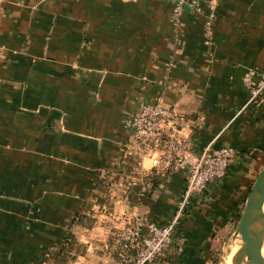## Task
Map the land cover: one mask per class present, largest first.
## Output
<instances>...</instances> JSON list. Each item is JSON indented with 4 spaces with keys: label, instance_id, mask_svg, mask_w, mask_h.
I'll list each match as a JSON object with an SVG mask.
<instances>
[{
    "label": "crops",
    "instance_id": "1",
    "mask_svg": "<svg viewBox=\"0 0 264 264\" xmlns=\"http://www.w3.org/2000/svg\"><path fill=\"white\" fill-rule=\"evenodd\" d=\"M173 9L172 0H0V264H118L112 232L127 217H169L183 172L153 186L146 158L134 183L122 157L135 106L159 97L184 113L197 151L238 152L223 180L192 197L167 263L211 264L215 236L239 221L264 168V97L250 103L243 82L248 69L264 72V0H218L212 18L201 0L178 28ZM68 233L74 255L55 258Z\"/></svg>",
    "mask_w": 264,
    "mask_h": 264
},
{
    "label": "built area",
    "instance_id": "2",
    "mask_svg": "<svg viewBox=\"0 0 264 264\" xmlns=\"http://www.w3.org/2000/svg\"><path fill=\"white\" fill-rule=\"evenodd\" d=\"M172 1L174 25L177 28L179 17L185 9L201 10V0ZM206 4L211 11L210 17H214L218 0H206ZM204 32L211 41L213 32L210 21L206 22ZM243 76L249 102L260 103L264 97V72L248 69ZM126 122L132 139L125 145L122 157L129 160L130 170L135 176L134 183L146 176L141 170L142 163L150 158L155 173L181 171L185 184L175 209L164 222L152 221L140 214L131 215L125 219L122 227L112 232V246L118 264H167L192 197L203 194L210 183L223 180L238 152L231 146L214 148L212 143L197 151L191 137L184 135L186 116L165 105L161 97L155 103L139 101ZM71 220L75 222L77 217ZM64 239L52 246L50 254L67 246Z\"/></svg>",
    "mask_w": 264,
    "mask_h": 264
},
{
    "label": "water",
    "instance_id": "3",
    "mask_svg": "<svg viewBox=\"0 0 264 264\" xmlns=\"http://www.w3.org/2000/svg\"><path fill=\"white\" fill-rule=\"evenodd\" d=\"M235 235L241 237L242 244L235 253L234 264H243L245 253L251 259L247 264H264V168L246 197Z\"/></svg>",
    "mask_w": 264,
    "mask_h": 264
},
{
    "label": "trees",
    "instance_id": "4",
    "mask_svg": "<svg viewBox=\"0 0 264 264\" xmlns=\"http://www.w3.org/2000/svg\"><path fill=\"white\" fill-rule=\"evenodd\" d=\"M170 173H165V174H158V173H153L152 175H148L145 178H147V180L152 183L153 186L159 185V184H165L166 183V178ZM82 217L78 216L76 222H81ZM183 222V221H182ZM182 222L179 226V230L181 229V225ZM225 233L222 232L219 235L215 236V246L212 248V250L210 251V255L208 256V260L211 261V264H216L217 262V254L218 251L222 245L223 239L225 238L224 236L226 235L223 234ZM73 236L71 233H68V235L65 237L64 240H66L67 242V246L66 247H62L59 251H57L56 253H54V257L55 258H61V259H65V260H69L70 258H72V256L74 255V245H75V241L73 240Z\"/></svg>",
    "mask_w": 264,
    "mask_h": 264
},
{
    "label": "rangeland",
    "instance_id": "5",
    "mask_svg": "<svg viewBox=\"0 0 264 264\" xmlns=\"http://www.w3.org/2000/svg\"><path fill=\"white\" fill-rule=\"evenodd\" d=\"M240 215H242V214H240ZM238 222L239 221L237 220L236 223L231 227V229L224 236L225 238L223 239L222 245H221V247L218 251V254H217L218 260H217L216 264H225V261L227 260V256H230V254L232 252L233 244L242 241L240 236L235 235V231H236V227H237ZM233 264H234V262H233Z\"/></svg>",
    "mask_w": 264,
    "mask_h": 264
},
{
    "label": "bare ground",
    "instance_id": "6",
    "mask_svg": "<svg viewBox=\"0 0 264 264\" xmlns=\"http://www.w3.org/2000/svg\"><path fill=\"white\" fill-rule=\"evenodd\" d=\"M241 244H242V241L233 244L232 252H231L230 256H227V260L225 261V264H233V262L235 261V259L233 257L235 255V253L241 247ZM262 254L264 256V246H263ZM243 259H244L243 264H247L251 260L248 258L247 253L244 254Z\"/></svg>",
    "mask_w": 264,
    "mask_h": 264
}]
</instances>
